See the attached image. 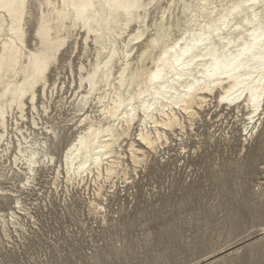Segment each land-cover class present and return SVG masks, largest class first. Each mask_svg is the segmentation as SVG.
Returning a JSON list of instances; mask_svg holds the SVG:
<instances>
[{
	"label": "rangeland",
	"instance_id": "obj_1",
	"mask_svg": "<svg viewBox=\"0 0 264 264\" xmlns=\"http://www.w3.org/2000/svg\"><path fill=\"white\" fill-rule=\"evenodd\" d=\"M38 17L33 0L27 49L36 46ZM77 32L48 72L57 91L44 96L38 89L37 108L28 104L27 119L18 120L47 137L55 160L76 137L69 97L79 87V64L88 68L94 56ZM197 112L190 126L185 118L183 129L167 130L168 141L155 150L131 128L117 147L121 167L109 178L66 181L52 166L27 181L9 163L17 153L10 147L0 158V264H264V113L250 135L244 111L217 105L215 97ZM32 113L58 136L33 129ZM13 124L9 119L15 140ZM130 141L146 152L138 163Z\"/></svg>",
	"mask_w": 264,
	"mask_h": 264
},
{
	"label": "bare ground",
	"instance_id": "obj_2",
	"mask_svg": "<svg viewBox=\"0 0 264 264\" xmlns=\"http://www.w3.org/2000/svg\"><path fill=\"white\" fill-rule=\"evenodd\" d=\"M35 1L37 43L27 49L33 0H0V158L13 146L17 153L9 163L27 181L40 167L52 166L55 178L62 174L66 181L109 178L121 167L117 147L131 128L155 150L168 141L167 130L183 129L185 118L190 126L197 108L213 97L217 105L244 111L247 134L261 123L264 0ZM77 30L83 50L92 43L94 56L88 68L79 64V87L69 97L76 137L62 160H55L47 137L38 139L18 120L27 119L28 104L37 108L38 89L44 96L57 91L48 72ZM30 121L44 132L33 113ZM44 130L58 136L52 127ZM128 150L134 163L146 154L133 141Z\"/></svg>",
	"mask_w": 264,
	"mask_h": 264
}]
</instances>
